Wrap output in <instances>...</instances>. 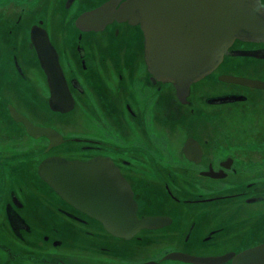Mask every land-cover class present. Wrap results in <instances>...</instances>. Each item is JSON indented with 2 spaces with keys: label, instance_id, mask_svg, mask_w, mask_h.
Instances as JSON below:
<instances>
[{
  "label": "flooded vegetation",
  "instance_id": "obj_1",
  "mask_svg": "<svg viewBox=\"0 0 264 264\" xmlns=\"http://www.w3.org/2000/svg\"><path fill=\"white\" fill-rule=\"evenodd\" d=\"M107 1L0 0V264H20L17 257L23 250L16 244L31 250L36 246L37 253L50 255L52 248L45 249L48 245L64 242L56 234L57 227L44 225L32 209L31 183L50 190L61 203L57 210L79 222L80 228L69 230L74 233L66 232L68 237L81 238L86 247L101 246L116 258V264H198L171 255L217 257L264 243V106L258 108L262 117L256 111L243 116L247 106L241 104H246L251 94L236 87L208 92L200 90L197 82L190 84L181 101L171 82L148 70L139 24L113 20L101 30H82L76 25L79 15ZM118 1L117 7L123 0ZM261 3L264 5V0ZM74 5L76 10H72ZM35 26L45 29L57 54L73 100L68 111L49 105L51 97L55 99L52 102L63 105H68L69 99L65 92L57 94L60 83L53 89L41 67L33 41ZM244 43L256 45L243 48ZM258 49L264 53V40L236 39L228 55ZM257 79L264 82V77ZM237 104L236 116L215 113L217 107ZM13 109L33 125L51 130V137L30 133L13 116ZM72 112L87 117L84 122L75 121L74 130L79 131L64 132L58 122L49 121ZM248 117L255 131L242 130ZM210 121L214 123L212 131H208ZM87 125L91 133L85 131ZM189 138L192 140L187 142ZM50 157L78 161L109 158L133 191L137 217L158 216L165 222L157 228L140 229L130 238L110 233L40 176L41 162ZM243 171L250 172L244 183L237 177ZM136 188L160 189V195L148 197V202L153 201L152 211L142 208L140 199L146 198ZM211 189L215 191L204 194ZM184 209L195 210L198 217L188 223ZM223 216L225 219L219 220ZM216 217L218 221L209 225L210 218ZM227 220L232 223L230 228L224 223ZM237 230L240 233L234 234ZM31 257L47 264H71L58 256L49 262L36 254ZM220 264H231V260Z\"/></svg>",
  "mask_w": 264,
  "mask_h": 264
},
{
  "label": "water",
  "instance_id": "obj_2",
  "mask_svg": "<svg viewBox=\"0 0 264 264\" xmlns=\"http://www.w3.org/2000/svg\"><path fill=\"white\" fill-rule=\"evenodd\" d=\"M108 0L76 19L82 30H101L117 20L139 24L144 36V59L150 73L171 82L181 101L190 84L212 73L222 63L236 39L264 40V5L261 0ZM41 67L58 95L65 92L68 105L52 102L54 110L68 111L72 97L67 89L57 54L45 29L33 28ZM218 79L250 87H263L258 79L221 74ZM63 88V90L61 89ZM57 100V99H56ZM35 136L51 130L33 125L21 114L12 112ZM192 140L189 138L187 142ZM40 176L69 204L97 218L110 233L130 238L140 229L157 228L165 220L158 216L137 217V202L129 183L109 158L87 161L50 157L39 166ZM174 259L198 264H264V243L239 253L228 252L217 257H195L173 253ZM153 264V262L145 263Z\"/></svg>",
  "mask_w": 264,
  "mask_h": 264
},
{
  "label": "rangeland",
  "instance_id": "obj_3",
  "mask_svg": "<svg viewBox=\"0 0 264 264\" xmlns=\"http://www.w3.org/2000/svg\"><path fill=\"white\" fill-rule=\"evenodd\" d=\"M40 2L42 0H39ZM36 3V2H35ZM82 2L80 1L78 3V6L76 9H78L81 6ZM76 5L73 6L72 10H74ZM75 9V10H76ZM51 14V13H50ZM54 18L51 17L50 20ZM124 28H122L123 30ZM132 37V41H134L135 36L133 34H129ZM256 44L254 43H244L242 44L243 48H252ZM132 51V49H129V52ZM264 51V50H263ZM246 54L242 55H228L225 57L224 61L221 63V65L213 72L211 73L208 77H204L203 79L197 81L196 84L199 85V89L202 90H208V92H216V91H228L231 90L233 91L236 88H241L244 92H246L249 96L251 94V97H249L248 101L246 104H241V107H246L247 106V113L242 114L243 116H246L249 114V112H259L258 108L260 105L264 106V89L255 91L254 89H248L246 87H237L233 83H228V82H222L219 81L218 78L216 77V73L222 72L221 74H229V75H236L240 77H246V78H251V79H257L258 77H264V53L262 52L261 49H258L257 52H253L252 50H248L247 52H244ZM263 53V54H262ZM240 107L239 104L235 105V107H232V105L227 106V107H217L215 109V113H219V116H236L237 115V110ZM212 108H208L209 113H211ZM260 116L262 117L261 113L259 112ZM212 115V113H211ZM51 115H49L50 117ZM48 117V118H49ZM87 117L85 115L81 114H74L68 113L64 117H50L49 121H55L58 122L57 127L60 130H64V132H67L66 130H74L75 126V121L76 122H84L86 121ZM264 120V117H262ZM251 117H248L247 124L243 125V131H255L254 128H252L251 125ZM213 122V121H212ZM210 121V123H212ZM206 124H204L205 126ZM210 125V129L208 131H212L214 127V123L208 124ZM74 131H79L78 129H75ZM85 131L88 133H91V129L89 128V125L86 126ZM250 172L248 171H243L240 174L237 175L238 179L240 182L244 183L246 180H249L250 178ZM28 190L33 195V203H32V209L34 210L35 213L38 214L40 220L44 223V225H47L48 223L53 224L54 226L57 227V232L58 236L60 239L64 240L62 245H48L45 249L48 250L49 248H52L50 251V255L46 254V251L44 253H37V248L36 246L33 247V250H31L29 247H22V244H16V248L23 250L21 255H18L17 259L20 264H47V263H42L40 260H36V258H32L31 256L33 254L38 255L39 257L42 258H48V262L50 261V258L52 256H58L62 258L63 260H66L70 262L71 264H116L115 257L110 255L109 253H105L101 246L95 245L89 247H86L85 243L82 241L81 238L79 240L75 239V236H72L71 238L67 236L66 232L71 230V229H77L80 228L78 225V221H73L67 217H64L59 210H57V207L61 205L60 201H55L53 198V193L48 190L49 192H46L44 187L39 185V184H29L28 185ZM137 191H139L142 195L143 198H146L144 200L140 199V203L142 204V208L145 211H152L153 210V201L151 200L150 202L148 197L149 196H158L160 195V189L159 188H150V189H145V188H136ZM224 191L229 192L232 190V188H223ZM215 190H206L204 194H208L210 192H213ZM141 194L139 195L140 198H142ZM143 201V202H142ZM28 209V208H27ZM228 211V208L226 207V212ZM185 213H188L189 216V221L194 220L198 217L197 213L195 210L191 209H184ZM219 214L222 213L220 209L217 210ZM234 213V212H231ZM245 213V212H244ZM230 214V213H229ZM37 217V216H36ZM38 219V218H37ZM52 219L53 222H50L49 220ZM225 219V216L219 217V220ZM39 220V219H38ZM213 221H218L217 217L211 219L209 225H213L215 222ZM187 223V224H188ZM227 225V228L232 226V223H230L228 220L224 222ZM83 228V227H82ZM71 233H74V231H69ZM234 234H239L240 231H234ZM51 234V233H50ZM53 234L52 235H56ZM76 235V234H75ZM11 237L14 238L12 235ZM8 240L10 237H8ZM16 239V238H15ZM54 244V242H52ZM45 245V244H44ZM43 245V246H44ZM150 247L148 248V250ZM6 253L3 252L2 257L3 259L5 258ZM138 257H140L138 255Z\"/></svg>",
  "mask_w": 264,
  "mask_h": 264
}]
</instances>
